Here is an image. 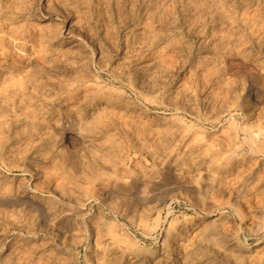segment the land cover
Here are the masks:
<instances>
[{
    "label": "rangeland",
    "instance_id": "374dc122",
    "mask_svg": "<svg viewBox=\"0 0 264 264\" xmlns=\"http://www.w3.org/2000/svg\"><path fill=\"white\" fill-rule=\"evenodd\" d=\"M263 154L264 0H0V264H264Z\"/></svg>",
    "mask_w": 264,
    "mask_h": 264
},
{
    "label": "bare ground",
    "instance_id": "6f19581e",
    "mask_svg": "<svg viewBox=\"0 0 264 264\" xmlns=\"http://www.w3.org/2000/svg\"><path fill=\"white\" fill-rule=\"evenodd\" d=\"M82 89H83V88H82ZM119 101H120V100H119ZM105 106H106V105H105ZM107 107H108V106H107ZM89 112H90V111H89ZM252 134H253V133H252ZM252 134H251V135H252ZM253 136H254V135H253ZM255 136H257V135H255ZM248 137H249V136H248ZM250 137H251V136H250ZM42 139H43V138H42ZM251 139H252V138H251ZM257 145H258V144H257ZM262 146H263V145H262ZM247 148H248V147H247ZM263 155H264V154H263ZM261 157H262V156H261ZM13 186H14V185H13ZM29 189H30V188H29ZM25 199H26V198H25ZM25 199H24V200H25ZM28 199H29V198H28ZM27 201H28V200H27ZM17 204H18V203H17ZM31 204H32V203H31ZM38 205H39V204H38ZM29 206H30V205H29ZM41 208H42V206H41ZM41 215H42V214H41ZM230 256H231V255H230ZM221 257H222V256H221ZM181 262H182V261H181ZM178 263H179V262H178Z\"/></svg>",
    "mask_w": 264,
    "mask_h": 264
}]
</instances>
